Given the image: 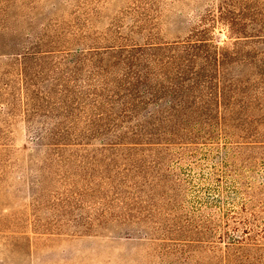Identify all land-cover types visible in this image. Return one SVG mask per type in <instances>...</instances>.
<instances>
[{
    "label": "trees",
    "instance_id": "obj_1",
    "mask_svg": "<svg viewBox=\"0 0 264 264\" xmlns=\"http://www.w3.org/2000/svg\"><path fill=\"white\" fill-rule=\"evenodd\" d=\"M134 5L131 17L94 19L103 18L101 31L85 29L93 21L83 17V33L46 31L49 25L44 24L33 28L31 44L19 34L0 43L10 46L0 52V107L5 108L0 121L20 110L28 123L37 124L31 126L36 140L54 145L96 140L101 146L83 153V190L73 198L99 199L95 215L105 225L109 218L125 226L134 217L156 216L138 196L169 184L163 161L187 145L214 140L219 133L264 153V130L248 125L264 122V0H218L214 9L196 15V24L183 36L171 39L159 37V0H135ZM14 19L22 21L18 15ZM213 23L226 29L221 45L209 35ZM254 108L263 112L250 117ZM37 155V175L28 190L34 199H45L49 194L44 191L64 177L58 173L64 156L57 149ZM103 155H109L106 162ZM70 198L60 201L70 203ZM93 226L88 223L84 230ZM109 238L83 241L90 244L89 251L99 247L106 252L107 245L116 247ZM111 238L130 251L139 239L129 232ZM172 240L184 248L194 242ZM111 263L108 255L105 264Z\"/></svg>",
    "mask_w": 264,
    "mask_h": 264
},
{
    "label": "rangeland",
    "instance_id": "obj_2",
    "mask_svg": "<svg viewBox=\"0 0 264 264\" xmlns=\"http://www.w3.org/2000/svg\"><path fill=\"white\" fill-rule=\"evenodd\" d=\"M159 3V37L171 39L183 36L196 24V15L214 9L218 0ZM134 4L135 0H0V43L19 34L31 44L33 28L39 30L44 24L49 25L46 31L83 33V17L93 21L85 29L101 31L103 18L94 19L131 17ZM14 15L22 20L19 24ZM5 16L8 24L3 20ZM209 33L218 45L227 40L226 29L220 23H213ZM8 45L0 46V52L8 51L3 50L9 49ZM262 112L254 108L248 114L257 117ZM36 125L28 123L20 110L0 121V264H105L108 255L111 264H264V153L259 149L236 145L229 136L219 133L214 140L187 145L178 155L163 161L162 172L168 175L170 185L158 186L153 193L146 189L138 196L139 203L154 209L156 216L144 220L134 217L125 226L109 218L105 225L95 215L99 199L73 198L75 192L83 190V153L90 150L91 154L101 145L96 140L88 145H54L50 140H36ZM248 125L264 130L260 120H251ZM43 149H57L59 156H64V163L58 161V173L64 177L57 178L53 191H44L49 194L45 199H34L28 188L34 185L40 163L37 154ZM103 156L106 162L109 155ZM65 195H70V203L62 204L60 198ZM88 223L94 226L86 231ZM126 232L139 238L132 241L131 251L119 239L111 240ZM104 235L114 242L115 249L107 245L106 252L99 247L89 251L90 244L83 238ZM178 238L194 242L184 248L180 245L183 243L172 240ZM177 248L181 250L175 259ZM158 249L161 254L153 255Z\"/></svg>",
    "mask_w": 264,
    "mask_h": 264
}]
</instances>
